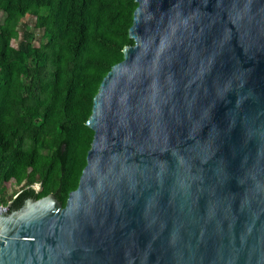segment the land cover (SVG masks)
Here are the masks:
<instances>
[{"label":"water","instance_id":"95a60500","mask_svg":"<svg viewBox=\"0 0 264 264\" xmlns=\"http://www.w3.org/2000/svg\"><path fill=\"white\" fill-rule=\"evenodd\" d=\"M136 2L78 188L1 208L0 264H264V0Z\"/></svg>","mask_w":264,"mask_h":264},{"label":"trees","instance_id":"16d2710c","mask_svg":"<svg viewBox=\"0 0 264 264\" xmlns=\"http://www.w3.org/2000/svg\"><path fill=\"white\" fill-rule=\"evenodd\" d=\"M137 7L136 0H0V203L54 194L66 206L87 166L94 98L135 44ZM28 17L41 29L38 45ZM8 182L23 187L16 192Z\"/></svg>","mask_w":264,"mask_h":264},{"label":"rangeland","instance_id":"374dc122","mask_svg":"<svg viewBox=\"0 0 264 264\" xmlns=\"http://www.w3.org/2000/svg\"><path fill=\"white\" fill-rule=\"evenodd\" d=\"M26 23H28L29 25H31V27H35V29H36V39L34 40V44L35 45H38L39 42H40V38H41L42 32L40 31L41 29L37 26V23H38L37 22V19L34 18V17H28L26 19ZM21 38H22V34L20 35V38L19 39L13 41V46L14 47H17L19 45V42H20ZM5 185L7 187H11V190L16 191V192H18L19 190H21L22 187H23V186H20V187L19 186H15L13 182H8ZM42 191H43V189L40 187V189H39L38 192L41 193Z\"/></svg>","mask_w":264,"mask_h":264},{"label":"flooded vegetation","instance_id":"af4514ba","mask_svg":"<svg viewBox=\"0 0 264 264\" xmlns=\"http://www.w3.org/2000/svg\"><path fill=\"white\" fill-rule=\"evenodd\" d=\"M22 193V191L19 193V195ZM27 199H25V200H23V202L22 203H19V204H13L12 205V209H19L22 205H23V203L26 201Z\"/></svg>","mask_w":264,"mask_h":264},{"label":"built area","instance_id":"2783aa9c","mask_svg":"<svg viewBox=\"0 0 264 264\" xmlns=\"http://www.w3.org/2000/svg\"><path fill=\"white\" fill-rule=\"evenodd\" d=\"M7 206H5L3 203H0V209L1 208H6Z\"/></svg>","mask_w":264,"mask_h":264}]
</instances>
